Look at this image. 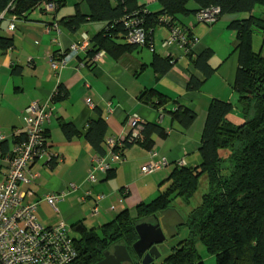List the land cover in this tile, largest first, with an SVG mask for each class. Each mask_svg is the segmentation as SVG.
<instances>
[{
	"label": "trees",
	"instance_id": "1",
	"mask_svg": "<svg viewBox=\"0 0 264 264\" xmlns=\"http://www.w3.org/2000/svg\"><path fill=\"white\" fill-rule=\"evenodd\" d=\"M84 1L88 6V14H81L76 9L68 20L62 18L57 20L55 13L59 8L58 0H53L55 8L49 12L39 8L37 0H0V13L5 12L0 18V52L13 46L12 37L3 32V24L10 23L11 16H15L16 20L13 22L16 25L17 21L29 19V14L34 10L53 18L49 25L53 28V23H56L57 28L54 31L57 33L59 22L64 23L71 31H76L84 22H97L101 25L97 32L88 37L89 45L85 52L74 56L78 64L86 67H93L100 61L93 60V56L99 50L104 51L102 59L107 56L118 59L123 54L133 52L138 46H146L154 52L152 31L156 24H161L169 30V39L176 36L175 32L179 34L178 39L170 40V43L178 45L184 56L200 73L201 77L190 74L187 80L188 90L199 91L204 81L214 72L208 63L212 50L206 47L196 52L197 39L191 31L192 25L183 24L180 18L192 15L196 21L201 22L200 14L207 9L215 8L217 10L215 19L202 22L212 24L220 16L233 15L228 26L235 30L237 38L235 47L237 68L231 84L236 101L218 98L210 100L200 136V162L192 167L176 166L170 174V185L159 191L153 199L138 202L135 205V216H131L128 209H123L99 229H88L80 221L72 224L75 234L71 235L76 247V257L70 264H95L114 244L124 245L129 252L132 262L124 264H138L139 261L132 251V243L137 239L135 224L149 220L154 215H161L176 198H190L198 188L201 175L205 177L207 189L201 194L200 202L186 215L188 234L172 245L171 251L162 263L205 264L196 247L199 241L212 257L214 264H264V56L262 52L254 51L252 48L253 33L264 32V16L254 13V8L264 6V0H158L161 5L157 11H150L144 4H137L135 0ZM189 2H194V8ZM127 19L141 20L139 27L144 32L143 42L128 39ZM80 37L75 41L80 40ZM69 46L65 49H54L49 55L50 68L56 75L67 63L54 69L50 57L53 56L54 60L59 62L69 50ZM172 61L173 57L170 55L161 56L155 53L150 64L158 75H162L171 67ZM18 71L19 69L14 67L13 72ZM64 96L65 88L59 82L50 95L49 120L42 123L40 130L46 154L32 159L28 164L31 170L37 161L49 167L57 163L58 157L49 151L46 124L52 115L51 105ZM137 98L157 110L164 109L167 101L166 95L156 88L142 89ZM29 104L23 110V130L11 131L2 135L3 138L0 139V153L7 156L8 161L14 147L17 148L16 146L27 141L25 125L26 108ZM236 105L242 116L239 121H235L232 115ZM97 113L96 118L88 119L83 131L70 121L58 122L67 140L82 136L95 152L94 156L104 157L109 152H117L120 158L124 159V151L129 146L137 144L146 150H152L156 141L152 137L153 134L157 136L156 139H164L167 136V129L159 122L142 121L138 136H132L131 129L127 126L121 137L111 136L114 143L109 145L107 121L100 115V110H97ZM195 117L194 110L180 105L171 113V120L177 121L184 128L189 127ZM117 164L120 163L112 164L102 174L106 175V178L111 177ZM38 176L29 183L19 181L18 189L25 185L26 189L22 190L26 191V196L27 191L35 194L31 185ZM98 195L95 196V202ZM34 203L36 216L38 201Z\"/></svg>",
	"mask_w": 264,
	"mask_h": 264
},
{
	"label": "crops",
	"instance_id": "2",
	"mask_svg": "<svg viewBox=\"0 0 264 264\" xmlns=\"http://www.w3.org/2000/svg\"><path fill=\"white\" fill-rule=\"evenodd\" d=\"M58 1L59 8L55 13L57 20H68L76 9L81 14L89 12L84 0ZM135 2L144 4L150 11H157L161 5L158 0ZM190 6L194 8L195 5ZM259 9L254 8L256 15ZM232 17L220 16L212 24L196 21L192 15L180 18L183 24L192 25L191 31L197 39L195 51L199 52L206 47L212 50L208 63L214 72L204 81L199 91L188 90L187 80L190 74L201 77L200 73L184 56L180 47L170 43L169 30L161 24H156L152 31L154 52L146 46H138L133 52L123 54L118 59L104 57L93 67L80 65L77 59L72 58L58 75L50 68L49 55L52 51L67 48L84 33L87 37L92 36L100 29L99 23L84 22L76 31H71L59 22L57 33L49 25L54 19L34 10L29 14V19L17 21L12 31L8 30L9 23L3 24V32L12 37L13 46L0 52V136L23 130V110L30 102L49 100L59 82L65 88V96L51 105L52 115L46 124L49 151L58 157L57 163L52 167L41 161L32 165V170L39 172L38 178L31 185L35 194H27L24 198V201H38L36 216L43 226L64 222L70 227L71 234H75L71 225L78 221L88 229H99L102 224L112 220L115 212L117 214L123 209H128L131 216H135V205L138 202L153 199L159 191L170 185V174L176 166L192 167L200 162V136L210 100L218 98L236 101L231 84L237 68V38L235 30L228 26ZM263 46L264 32H254L253 50L263 53ZM155 53L173 57L171 67L162 75H158L150 64ZM14 67L19 69L18 73L13 72ZM150 88H156L166 95L164 109L157 110L138 100V93ZM178 105L196 112L195 119L187 128L171 120V113ZM234 108L237 109V105ZM97 110L107 121L109 137L124 135L127 121L133 115L145 122H159L167 129V136L156 139L157 136L153 134L156 141L152 150L137 144L129 146L124 151V162L114 166L113 175L106 178L101 173L100 178L90 185L85 178L95 152L82 136L67 140L58 122L70 121L83 131L88 119L98 116ZM236 117L233 116L235 121ZM240 119L237 118L238 121ZM152 153L156 154L154 158L162 156L168 162L160 170L142 173L139 167ZM7 166V156L0 153V183ZM71 184L76 186L74 190L70 189ZM20 188L26 189L25 185ZM86 190H90V196H85L84 201L79 202L78 197ZM123 190L126 192L123 193ZM61 192L66 194L56 203L57 210H54L44 197ZM98 194L104 196L97 203L98 212L93 213L94 199ZM165 214L166 211L158 217L168 231ZM151 218L156 220L153 216ZM173 230L168 231V234L175 238L176 231ZM204 261L205 264H214L212 257Z\"/></svg>",
	"mask_w": 264,
	"mask_h": 264
},
{
	"label": "built area",
	"instance_id": "3",
	"mask_svg": "<svg viewBox=\"0 0 264 264\" xmlns=\"http://www.w3.org/2000/svg\"><path fill=\"white\" fill-rule=\"evenodd\" d=\"M37 6L46 11H53L55 4L53 0H37ZM7 8V7H6ZM217 10L210 8L200 14L202 21L210 22L215 19ZM5 12L0 13V18ZM12 21L9 23L8 30L14 29L15 16H11ZM126 21V20H125ZM139 19H127L126 36L133 42H143L144 32L139 27ZM53 28H57V24L53 23ZM58 30V29H57ZM176 36L169 40L176 41ZM88 37L84 33L80 40L73 42L69 46L67 53L59 60L50 57L51 66L54 69L63 67L70 59L79 53L85 52L88 48ZM104 51L99 50L93 60H101ZM82 65V64H80ZM26 132L27 141L13 149V154L8 161V166L4 174L3 181L0 183V264H70L76 257V247L73 243L70 227L64 222L50 226L40 224L34 214L36 204L34 202H24L26 191L18 189V182L23 181L29 183L37 176V171H32L29 165L33 158L43 157L45 153L44 141L40 133L41 125L49 120L51 113L50 102L34 100L30 102L26 108ZM142 121L136 115L129 117L127 126L131 129L132 136H138L142 128ZM121 137V136H120ZM3 138L0 136V139ZM109 145L114 143V138L107 140ZM152 153L151 157L142 165L139 170L142 173H152L160 170L167 164V160L162 156ZM124 162L117 152H109L104 157L93 156L90 166L87 170L85 181L89 184L96 181L99 173H104L114 163ZM182 164L181 161L178 163ZM70 188L74 190L75 185L71 184ZM126 190H123L125 193ZM27 194L31 192L27 191ZM66 192L50 193L45 195V200L54 209L56 203L63 199ZM89 191L78 197L79 202H83L85 196L89 195ZM98 195L92 212H98V201L102 198Z\"/></svg>",
	"mask_w": 264,
	"mask_h": 264
},
{
	"label": "water",
	"instance_id": "4",
	"mask_svg": "<svg viewBox=\"0 0 264 264\" xmlns=\"http://www.w3.org/2000/svg\"><path fill=\"white\" fill-rule=\"evenodd\" d=\"M157 221H140L134 228L137 239L132 243V251L140 264H152L161 255L159 245L169 238L167 229L160 218L153 216ZM132 262V258L126 247L122 244H114L111 250L104 252V257L95 264H124Z\"/></svg>",
	"mask_w": 264,
	"mask_h": 264
},
{
	"label": "rangeland",
	"instance_id": "5",
	"mask_svg": "<svg viewBox=\"0 0 264 264\" xmlns=\"http://www.w3.org/2000/svg\"><path fill=\"white\" fill-rule=\"evenodd\" d=\"M189 4L195 5L194 2H189ZM257 7L260 8L259 9L260 11H258L259 13L257 15L264 16L263 14L264 6H257ZM262 51H263V56H264V48ZM239 110L240 109L238 107L237 109L234 108L232 111V115L237 116L236 121H238L237 118H242L241 112H239ZM206 189H207V185H206L205 177L201 175L199 177L198 188L196 189L195 193L190 198L186 199L183 197H179L171 201L170 207L165 210L166 211L165 222L167 226L169 227L168 231L172 229H174L173 231H176V237L175 238L169 237L159 245L158 248H159V251L161 252V255L158 259H155L153 261V264H163L162 263L163 259L171 251L172 245H174L177 242V240L186 237V235L188 234V227L185 224L186 215L191 208H193L200 202L201 194L204 191H206ZM115 214L116 212L114 213V215ZM183 219H184V223H182ZM196 247L203 260L206 259L207 257H211L206 252V249L199 241L196 243Z\"/></svg>",
	"mask_w": 264,
	"mask_h": 264
},
{
	"label": "flooded vegetation",
	"instance_id": "6",
	"mask_svg": "<svg viewBox=\"0 0 264 264\" xmlns=\"http://www.w3.org/2000/svg\"><path fill=\"white\" fill-rule=\"evenodd\" d=\"M151 222H156L157 220L153 221V218L150 219Z\"/></svg>",
	"mask_w": 264,
	"mask_h": 264
}]
</instances>
